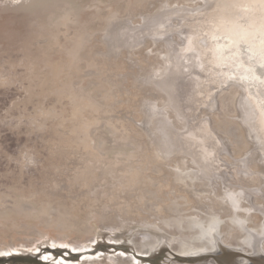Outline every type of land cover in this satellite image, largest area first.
<instances>
[{
  "label": "rangeland",
  "instance_id": "1",
  "mask_svg": "<svg viewBox=\"0 0 264 264\" xmlns=\"http://www.w3.org/2000/svg\"><path fill=\"white\" fill-rule=\"evenodd\" d=\"M157 1L160 0H0V181H5L0 182V258L42 253L51 257L49 264H168L166 260L170 253H175L167 241L153 255L138 252L139 239L150 232H159L156 225H142L144 222L139 218V224L124 223L109 229L104 225L101 205H98L107 201L121 204L122 212L127 213L132 208L128 195L136 189L135 183H130L131 176L144 178L159 167L160 160L154 158L155 152L148 141V136L157 132L156 127L142 117L141 112L134 110L131 103L134 101L131 90L135 70L137 84L143 90L159 85L165 79L163 68L150 72L146 69L155 47L145 48L146 45L140 50L141 54L134 57L138 60L137 66L126 56H108L105 47L108 40L105 26L111 17H128L135 11L149 9ZM234 2L198 0L190 5L177 4L166 8L162 12L166 28L157 32H152L148 21H129L119 28L124 33L120 40L123 44L124 38L125 43L121 50L141 48L150 38L163 39L168 28L171 31L169 40L184 52L183 55L188 54L187 38L206 52V72L198 77L191 90L195 105L189 118L192 128L203 129V124L211 121L210 115H201L210 107L205 104L212 96H222L231 85L240 84L236 81L240 71L235 64L250 61L244 54L242 57L235 55V61L229 65L220 63L221 52L216 48L218 43L230 42L227 29L233 23L242 30L250 29L252 24L264 26V1L250 5ZM180 8L186 11L177 20L173 12ZM251 19H254L252 26ZM62 24H65L63 28ZM174 32L182 37L181 41L175 39ZM137 33L140 35L136 40ZM227 48L225 53H231L232 50ZM14 71H17L16 75ZM191 73L181 74L179 82L186 81ZM144 95H139L138 100L145 103V110L153 109L154 119L164 120L177 138L189 134V128L174 119L165 102L150 94ZM247 95L255 104L254 98L248 92ZM216 104L222 106L217 99ZM255 108L256 127L264 140L260 123L263 114L256 105ZM234 158L232 162L218 156L220 164L215 165V173L228 171L233 175L237 172L240 161L238 156ZM141 197L146 202L145 207L148 203L150 205L145 194L142 193ZM84 200L91 203L90 210L85 209L84 218L79 219L73 214L74 204ZM25 203H29L27 207ZM111 210V205L106 204V211ZM236 214L248 220L249 215L258 213L248 215L238 210ZM49 249L74 252L80 257L72 258L69 253H65V257L56 256ZM155 257H158L156 262L149 261ZM239 259L242 258L238 255L234 257V260Z\"/></svg>",
  "mask_w": 264,
  "mask_h": 264
},
{
  "label": "bare ground",
  "instance_id": "2",
  "mask_svg": "<svg viewBox=\"0 0 264 264\" xmlns=\"http://www.w3.org/2000/svg\"><path fill=\"white\" fill-rule=\"evenodd\" d=\"M197 1L198 0H160L153 3V5L149 7V9L148 8L143 9L142 12L135 11L133 14H129L130 16L128 17L127 15L125 16L116 15L111 17V19L106 22L105 27L106 30L108 31L106 38H108V40L105 43V47L108 50V54H107L108 56L110 55L114 57H120L119 55L126 56L129 58V61L133 63L134 66H137L138 60L135 59L134 57L138 54H141L142 51L141 49H143L146 45L147 46L145 48L151 46L155 47V49L152 51L154 53L153 54L154 56L146 65L147 67L146 69L150 72L156 70V68L158 67L163 68L162 74L165 76V79L161 81L159 85L150 87L148 90H143L140 84H137L138 74L136 73L135 70L136 74L134 73L132 77L133 89L131 90L132 98L134 99V101H132L131 103L135 107L134 110L141 112L142 117H146L148 121H150V124L152 125L154 124V126L156 127L157 132L151 133L152 136L151 137L148 136V141L151 143L152 148L155 152L153 155L154 158L160 160V163L158 165L159 167L153 170L154 173H150L144 178H140L138 176H131L130 183L131 184L135 183L136 189L133 192L129 193L128 195V198L131 201L132 208L128 209L127 213L122 212L123 208L121 207V204L114 205L109 201H107V202H103L102 204L100 203L98 205H101L102 219L105 221L104 225L109 229L116 228L118 225L124 223L139 224L140 222L138 221L139 218H141L143 220L142 222H144L142 223V225L143 224L156 225V228L159 232L157 231L153 233L150 232L148 236L141 235L143 237L139 239V241H141V244L139 248H137V251L142 254L147 253L150 256L156 253L157 251H160L164 242L167 241L169 244L171 243V247H172L171 249L173 250V252L175 251V253H179V254L170 253V257H168L166 260V263L168 264H175V262L176 263L179 262V264L180 263L181 264H220L218 262L219 258L222 257L224 259L226 258L228 259L229 258L228 256H230L229 254H226L224 247H230L236 250L237 252L236 255L242 258L236 261H230L229 264H233V263L244 264L246 262H250L251 264H253V261L256 260L257 257H261V260L264 259V225H263L264 219H262V216L260 217L258 215V214L264 215V209L256 204L255 198L254 196H252L253 191L247 188L245 184H247L248 186L257 187L254 190V191L259 190L260 192L259 193L260 197L257 199V201L262 205H264V140L256 127L255 104L248 97L247 92L244 90V86L240 84L238 85L234 84L233 86L231 85L230 87H228L226 89V93H224L222 96H217V97L212 96L211 101L205 104L206 106H210V107L206 108V110H203L201 112L202 116L210 115L211 121L207 122V124L205 122L203 124L205 125L203 129L197 126L196 128L195 126L192 128L190 127L189 118L195 105L192 103L191 90L193 88V85L197 81L198 77L202 76L206 72L207 64H208V58L203 48L187 38V42L189 43V46L187 47L188 54L185 53L186 55H183L184 52H182V50L177 49L172 44L171 40H169L170 39L169 33L171 31L170 29L167 28L165 30L166 36H163L162 37L163 39L150 38L141 48L133 49L132 47H130L132 49L129 48L126 50H121L122 47H124L123 44L125 43H124V38L123 39L121 38L123 44L120 40V35L122 33H121V29L119 30V28L127 24L129 21L134 23H139L140 21L141 23H143V21L145 22L148 21L147 25L152 28V32L154 31L157 32L166 28L165 27L166 23L162 16L163 14L162 12L166 8L175 6L177 4L190 5L193 4V2L195 3ZM158 2L160 3L158 4ZM185 11H186L185 8H180L179 10L173 12L175 14L174 15L175 19L180 20L179 18L182 17ZM63 25L65 24H62L60 26L62 27ZM231 25L232 26H230L227 29V32H230L231 29L233 30L230 33L231 37L229 35L228 36L232 38V41L234 42L238 41L237 38L234 37V35L239 37L242 32H247V33L251 32L248 30L241 32L242 29L237 28L239 26L234 25V23ZM58 28L60 27L58 26ZM258 30H259L258 27L252 30V32L254 31V36H256V34L264 36V31L261 30L258 31ZM139 35L140 34L137 33L135 37L136 40L139 37ZM174 35L176 40L179 41L182 40V37L177 32H174ZM122 36H124V33L122 34ZM57 40L58 39H56V41ZM158 40H161L162 42L157 43L156 41ZM232 41L228 42L227 44H223V43L221 45L220 43L217 44L218 47L216 49L217 51L219 50L221 52V59H219V61L222 64L226 63V65H229L232 61H235L234 57L236 54H240V56L242 55V53H238L239 51L235 50ZM235 45H237V43H235ZM230 47L232 50L231 52L232 54L228 52L225 53L226 48L230 49ZM263 50H264V37L259 43L252 45L251 48L252 53L249 51V54L252 55H254L255 53L261 54ZM144 51H146V49ZM98 57L100 56L98 55ZM34 58L35 57H33V59ZM138 59L140 58L138 57ZM127 62L128 61H126V63ZM260 62L264 63V58L261 59ZM243 64L245 67H243ZM251 65H252L251 63H249L248 65L246 63H240L238 64L239 68L237 69L241 72L245 71L244 72L246 73L245 75H248V73L251 70L250 68ZM58 66H59V62H58ZM139 68L141 69V67ZM185 70L187 72L192 71L191 77L190 78L188 77L186 81L182 80V82L181 81L179 82L181 74L186 72ZM144 71L146 72V70ZM13 73H15V71ZM139 74H141V72ZM30 78L31 77H29V79ZM106 81H108V79ZM248 82L251 84H255L256 81L253 79ZM145 93L150 94L151 96H155L156 98H158L160 102H165L168 110L172 113L174 119L182 123L187 128H189V134L185 137L177 138L175 134L170 130L169 126L167 125V123H165L164 120H162L161 118L154 119L152 117L154 114L153 109L145 110V106H144L145 103L140 102V100H138L139 95L140 97L141 96L144 97ZM176 96L178 98V102H176ZM112 99L114 98H111V100ZM216 99L217 101H220L222 105L221 107L220 105L216 104ZM90 106L94 108L92 104H90ZM216 108L219 109L218 111L214 112ZM6 122L7 121H5V123ZM222 135H226L230 139L229 140L225 139ZM230 149L232 150V152H230ZM218 156H221L222 159L230 160L232 162L233 160H235L234 157L238 156L240 162L239 163L237 162L238 163L237 172L233 173V175H231L228 171H226L225 173L222 172L220 174L215 173L216 171L215 165L220 164L218 163ZM241 157H247V158L241 159ZM249 159H251L250 166L254 170H250L247 167V161ZM239 175H244V177L241 176L240 181L238 179ZM249 177L251 179H245ZM199 180H201L202 182H199ZM213 190H215V192H213ZM142 193L145 194V196L149 199L148 201L151 202L150 205L148 203L149 206L146 205L145 207L146 202L142 200L141 197ZM239 199H241V201ZM28 204L26 205V207L28 206ZM106 204L111 205V209H112L111 211L109 212L106 211ZM245 204L249 205L253 209V212H256L258 214L249 215L248 213H250L251 211H247L244 209ZM89 205H91V203H89V201L86 200H84V202H76L74 204L75 211L73 212V214L79 219L84 218L82 216L83 212L85 209L86 211L90 210ZM229 205L232 206L236 211L240 210L246 212L249 215L248 220H245L246 221L245 222L243 219L239 218L236 214V211L232 210ZM26 207L24 209H26ZM61 207L60 209L62 210ZM30 208L33 209L32 207ZM23 211H25L26 213V210ZM66 213L68 212L66 211L65 214ZM53 215L55 216V214ZM57 215L59 216L58 213ZM44 218L45 217L43 216V220ZM45 224L43 223V225ZM79 224L81 225V223ZM235 224L239 226L240 230L236 228ZM137 240L138 239H136V241ZM217 253L221 254V256L219 255L218 257ZM157 258L158 257H155L152 260L149 259V261L156 262Z\"/></svg>",
  "mask_w": 264,
  "mask_h": 264
},
{
  "label": "water",
  "instance_id": "3",
  "mask_svg": "<svg viewBox=\"0 0 264 264\" xmlns=\"http://www.w3.org/2000/svg\"><path fill=\"white\" fill-rule=\"evenodd\" d=\"M264 0H235L234 3H247V4H251V3H255V2H262ZM264 5V3H263ZM264 7V6H263ZM245 14V13H244ZM246 15V14H245ZM254 21V19L250 20V25L251 23ZM253 25V26H252ZM250 29H247L248 31L251 32H242V31H247V30H241V35L239 37H237L236 35H234V37L237 38V42L232 41V38H230L231 36V32H229V34L226 33V36H228V40L232 41L234 44V48L235 50H238V53H242V55L247 54L246 58H249V63H251L252 65L250 66L251 70L248 73V75H245L246 73H244L245 71H240V74L237 73L238 77H236V81L240 82V84L242 86H244V88L247 90V92L250 94V96H252V98H254V102L255 105L257 106V108L259 109V111L263 114V116L260 119V123H261V129L264 133V63H261L260 60L264 58V50L262 51L261 54L259 53H255L254 55L249 54V51L252 53L251 48L252 45L259 43L262 38L264 36L258 35L256 34V36H254V31L252 32V30L254 28H256V24H252ZM249 26V25H247ZM260 25H258L257 27L259 28L258 31H264V26L263 27H259ZM234 40V38H233ZM229 42V41H228ZM235 43H237V45H235ZM239 44V45H238ZM238 46V47H237ZM240 47V48H239ZM231 50V47H230ZM229 50V51H230ZM254 53V52H253ZM239 57L240 54H236ZM235 59V57H234ZM249 63H246L247 65ZM238 64H235L236 67H238ZM239 68V67H238ZM249 77V78H248ZM246 78V79H244ZM255 80V84H251L248 81L251 80ZM224 250L226 252V254H229L230 256H228L229 258L227 259H222L219 258V263L220 264H229L230 261H236L234 260V257H236L237 252H235L236 250L232 249V248H227L224 247ZM50 253L55 254L56 256H60L62 255L63 257H65V253H69L72 258H79L80 255L76 254L74 252H70V251H64V250H53V249H49ZM219 253V251H218ZM234 253V255H233ZM221 256V254H218ZM258 258V257H257ZM51 259L50 256L44 255L42 253H33V254H14L8 257H1L0 258V264H49V260ZM261 257H259V260L256 261L254 260L255 264H264V259L260 260ZM157 264V263H156ZM234 264V263H233Z\"/></svg>",
  "mask_w": 264,
  "mask_h": 264
},
{
  "label": "flooded vegetation",
  "instance_id": "4",
  "mask_svg": "<svg viewBox=\"0 0 264 264\" xmlns=\"http://www.w3.org/2000/svg\"><path fill=\"white\" fill-rule=\"evenodd\" d=\"M246 158H247V157H241V159H246ZM250 161H251V159H249V160L247 161V167H248V169H250V170H254V169L250 166ZM241 176L244 177V175H239V177H238L239 181H240V179H241ZM245 179H247V178H245ZM250 179H251V178H250ZM240 184H241V183H240ZM242 184H245V183H242ZM245 185L247 186V188H249L250 190L253 191L252 196H254L256 204L259 205L260 207H262V208L264 209V205H262L261 203H259V202L257 201V199L260 197V195H259V193H260L259 190L257 189L258 191H254L257 187H255V186H248L247 184H245ZM213 192H215V190H213ZM244 209L247 210V211H251V212H253V209H252L249 205H246V204H245ZM260 216H262V219H264V215L260 214ZM241 219H243L244 221L246 220L245 218H241ZM245 222H246V221H245ZM263 225H264V224H263Z\"/></svg>",
  "mask_w": 264,
  "mask_h": 264
}]
</instances>
